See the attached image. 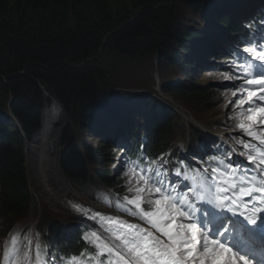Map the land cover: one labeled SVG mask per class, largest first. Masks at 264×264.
Returning a JSON list of instances; mask_svg holds the SVG:
<instances>
[{"label":"trees","instance_id":"16d2710c","mask_svg":"<svg viewBox=\"0 0 264 264\" xmlns=\"http://www.w3.org/2000/svg\"><path fill=\"white\" fill-rule=\"evenodd\" d=\"M227 1L0 0V94L5 98L0 102V227L23 217L32 197L25 147L41 127L43 88L67 114L75 115L80 131L98 134L100 143H105L96 149L91 145L80 148L66 126L59 157L62 172L80 186L99 180L119 188L120 183H114L105 168L96 170L95 175L90 171V165L103 164L106 159L104 147L114 146L104 133L107 121L114 123L116 132L127 134L130 128L132 135L137 127L129 124L127 111L138 94V103L144 104L147 112L141 124L150 135L145 149L155 155L170 147V125L178 119L149 91L133 93L130 89L121 98L111 92L108 74L91 59L102 50L132 60L157 54L158 62L168 61L192 81L204 55L221 59L224 49L211 33L182 18L177 3L187 6L193 16L200 15L203 22L242 30L228 12ZM173 42L177 48L172 47ZM163 87L165 93L177 92L193 105L213 106L212 92L192 82ZM43 226L51 237L63 230L49 219ZM64 245L70 250L82 242Z\"/></svg>","mask_w":264,"mask_h":264},{"label":"snow or ice","instance_id":"6c2138e0","mask_svg":"<svg viewBox=\"0 0 264 264\" xmlns=\"http://www.w3.org/2000/svg\"><path fill=\"white\" fill-rule=\"evenodd\" d=\"M261 32L264 33V28ZM261 39L264 40V35ZM244 52L249 56L238 66L242 70V75L236 77L239 86L231 85V96L236 98L233 106L237 109L233 118L238 121L236 127L256 143L243 140L236 143L246 150L241 155L256 166L259 175H249L247 170L240 172L236 166L221 160L224 169L213 168L212 172L218 175L211 179L199 172L194 176L185 173L184 179L191 181V187L188 192H183L174 184L165 185L160 168H148L147 175L141 170L137 186L128 189L135 195L124 196L123 203H117L116 208L145 221L150 227L97 211L95 215L120 242L119 246H110L95 232L86 235L85 239L91 237L93 243L99 241L96 243L97 260L99 255L107 252L116 258L115 264H250L245 254L223 242L228 231L223 220H219L220 226L215 229L208 225L217 220L216 217L205 219L201 224L198 209L190 199L191 195L220 211L239 215L253 226L264 221V50L247 47ZM224 78L232 79L227 74ZM128 171L132 173L134 169L129 167ZM176 176H180L179 169ZM145 203L149 210H145ZM73 207L82 210L77 205ZM76 260L74 257L73 261ZM109 264H112L111 260Z\"/></svg>","mask_w":264,"mask_h":264},{"label":"rangeland","instance_id":"374dc122","mask_svg":"<svg viewBox=\"0 0 264 264\" xmlns=\"http://www.w3.org/2000/svg\"><path fill=\"white\" fill-rule=\"evenodd\" d=\"M261 1L264 0H235L231 3L228 0V10L236 16L237 20L247 19L249 17H253L256 14V10L262 6ZM177 10L178 14H180L182 18H188V23H190L192 26H199L200 28L205 29V31L210 32L215 37H217L216 41L221 43H223V40L229 42L226 33H222L220 32L221 30H217L214 26H210V24L200 20V15L193 16V14H190L187 6L183 5L181 2L177 3ZM217 34L220 38L217 36ZM210 36L212 37V35ZM172 47L177 48V45L173 42ZM91 61L96 62V66L106 71V74H108L110 79L107 84L110 87L109 90L111 92L119 93L120 98L122 96L126 97V94H128L127 90L130 89H137L139 91L146 90L149 91V95H151V97H153L159 103L164 104L169 108L171 106L172 109L177 111V114H180L181 112L182 117L180 118L179 123H172L170 125L171 130H176L191 120L193 122H200L205 127H209L214 123H219V121L225 122L229 124L230 129L234 132L238 133L239 131V129H237L234 124L232 125V122H238L233 118L234 113L237 111V109L233 106L234 100L236 98L231 96L233 89L226 87L227 81H229V79L224 78L226 74L228 76L232 74L230 69L233 67V64L228 57H226V59H214L210 56V54L204 55L203 59L201 60V65L196 68L197 70L191 76L192 81L188 77H184L181 73H178L177 69L168 61L163 59L162 62H158L157 54L143 56L132 60L124 55H117L115 52L102 50L101 52L98 51ZM161 82H164L165 84L183 82L186 85L189 84V82H192L195 84V86H197V88L202 87L203 89L212 92L211 94L215 96L213 97V106L207 108L201 103L193 105L190 100L182 97L180 94L178 95L177 92L165 93V87L160 84ZM49 98H53L52 95ZM4 100V96L0 94V102L3 103ZM45 100L46 99L44 97V104ZM229 101H232V103H229ZM137 102H139V99H137ZM136 106H139V104L133 105V107H135L133 112H135V109L140 111L144 109L143 104L140 106V108H137ZM64 114L67 116L64 125L66 124V126L69 127L70 133H72L74 139L77 140L80 148L84 147V145H91L95 148L96 146L100 147L101 145L103 146V144H105L104 142L101 144L99 141L100 137L94 135L93 133H89L88 131H80L74 114H67L65 110ZM105 130L108 132L110 131L108 127H106ZM240 135H243V133ZM104 148L106 159L103 161V164L90 165V171L95 175L97 173L96 170H102L105 168L107 171H109V176L113 177V182L120 183L119 188H111L108 185L103 186L102 184L97 186L88 184L84 190V193L70 179L67 177L66 178L73 184V186L76 187L77 191H79V198L91 199L96 203H100L101 206L117 209L116 204L123 203L122 199L124 196L127 195L131 198L135 195L134 191L129 192L128 189L129 187L134 188L137 186L139 178H137L133 173L124 171V168L120 169V167H118L117 159L119 156L116 154L113 147L105 146ZM62 149V140H60L57 152L58 159ZM27 154L26 169L32 197L28 208L29 213L27 216L24 218H17L13 224L20 226L19 233L26 230L28 225L29 227H33L35 223L42 224L46 222L47 219H50L52 222L62 221L63 223H70L78 228L87 224L97 232V230L94 228V225L90 224L86 219H84L86 216L78 217L73 213V211L67 209L68 206L64 208V206L60 207L57 205L58 203H56V200L58 199V196L54 192V189H52L54 187H49V185L45 187L44 184L41 183L39 174L36 172L37 157H35L36 155L34 154V151L28 150ZM110 188L116 192L111 191ZM114 193L119 196H116ZM54 197L56 200L52 201ZM68 203L71 202L68 201ZM144 207L149 209L147 203L144 204ZM13 228L8 229V231L13 232ZM8 231L7 229L5 231V229L1 228L0 236H4L5 232ZM25 232V237L20 241L22 245L24 244L23 240H25L28 233H30V231ZM7 235L9 236V234H5L4 238L7 237ZM101 237L106 242L104 237ZM8 240V237L1 239L0 245L2 249L8 246Z\"/></svg>","mask_w":264,"mask_h":264},{"label":"bare ground","instance_id":"6f19581e","mask_svg":"<svg viewBox=\"0 0 264 264\" xmlns=\"http://www.w3.org/2000/svg\"><path fill=\"white\" fill-rule=\"evenodd\" d=\"M210 26H214L217 30L219 29L221 30L220 32L224 33L222 29L223 26L221 27L217 24L215 25L214 23H210ZM45 99V104L41 112V127L35 133L36 135L34 136L32 142H27V150H33L34 154L36 155L35 157H37L36 172L39 174L41 183H43L45 187H47L48 185L49 187H54L52 189H54V192L57 194L58 199L56 200L54 197L52 201L56 200L58 206H64V208L68 206L67 209L73 211V213L78 217L88 216L90 217L89 219L94 217L96 219L94 221L96 229L101 234H103L104 237L107 236L108 239L110 238L111 240L117 241L107 231V225L105 224V222H102L95 215V213L99 211L105 215L119 216L121 218L123 217L116 214L114 212V209L101 206L100 203H96L91 199L79 198V191H77L75 186H73V184L61 172L58 165L57 152L59 141L61 140V131L64 127V123L66 122L65 120L67 116L64 114V110L61 108L60 104L55 100L54 97H47ZM68 201H70L71 203H68ZM76 204H78L82 210H77V208H74L73 206ZM123 219L138 223V221H132L129 218Z\"/></svg>","mask_w":264,"mask_h":264},{"label":"clouds","instance_id":"9594fccd","mask_svg":"<svg viewBox=\"0 0 264 264\" xmlns=\"http://www.w3.org/2000/svg\"><path fill=\"white\" fill-rule=\"evenodd\" d=\"M181 148L183 149V145H181ZM195 195V193H194ZM20 231V226H14L13 228V233L14 234H18ZM27 249V245H24L22 248H20L18 256H17V260L19 261V264H37V261H42L43 257H39L37 258V260H29V255L30 253L26 250ZM13 264H17V261H13Z\"/></svg>","mask_w":264,"mask_h":264},{"label":"water","instance_id":"95a60500","mask_svg":"<svg viewBox=\"0 0 264 264\" xmlns=\"http://www.w3.org/2000/svg\"><path fill=\"white\" fill-rule=\"evenodd\" d=\"M42 91H43V95H44V97L46 98V97H50L51 95H49V93L43 88L42 89ZM59 103V102H58ZM62 108V107H61Z\"/></svg>","mask_w":264,"mask_h":264}]
</instances>
